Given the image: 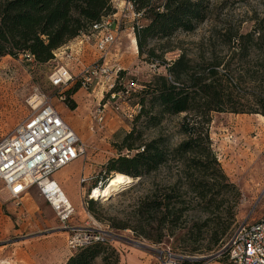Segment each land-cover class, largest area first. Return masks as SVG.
I'll return each mask as SVG.
<instances>
[{"label":"trees","instance_id":"obj_1","mask_svg":"<svg viewBox=\"0 0 264 264\" xmlns=\"http://www.w3.org/2000/svg\"><path fill=\"white\" fill-rule=\"evenodd\" d=\"M131 1L141 13L133 29L138 56L166 72L154 75L135 92L139 110L132 129L117 145L118 156L106 165L108 173L138 179L134 186L143 192L127 218L108 220L111 227L130 229L137 238L154 244L173 239L186 255H179L178 264H203L204 260L188 256L203 252L201 241L206 237L211 246H218L235 221L236 201L226 204L219 196L233 191L239 197L213 150L212 114L264 116V15L246 30L222 23L206 42L197 44L199 53L191 55L172 42L209 20L210 0ZM115 12L112 0H0V58L28 52L35 62H49L56 50L80 35L95 33L94 25ZM218 45L228 53L222 55ZM175 51H179L175 59H165ZM79 86L65 91L72 110L76 103L71 96ZM180 114H184L180 122L184 138L172 145L159 129L166 117ZM152 130L159 133L146 137ZM161 171L167 181L150 185L149 180ZM95 204L89 200L88 211L100 217ZM191 209L208 215L190 216ZM220 210H226L225 218L216 213ZM75 251L64 264H94L98 259L106 263L109 254H116L111 245L101 242Z\"/></svg>","mask_w":264,"mask_h":264},{"label":"rangeland","instance_id":"obj_2","mask_svg":"<svg viewBox=\"0 0 264 264\" xmlns=\"http://www.w3.org/2000/svg\"><path fill=\"white\" fill-rule=\"evenodd\" d=\"M210 2L212 14L209 20L194 33L178 35L172 42L174 46L178 45L187 49L191 55H196L199 53L197 44L206 42L215 27H221L222 23H226L246 30L252 26L257 17L264 15V0H210ZM122 19L128 20V18ZM131 32L119 39L121 45L118 55L112 56L111 62L107 59L110 67L120 64L124 69L123 77L116 78L117 83L113 90L124 94L123 100L119 102L121 104L119 110L108 101L110 93L108 84H99V88L95 91H92L95 84L89 89L81 86V75L77 76L81 71L74 70L76 67L74 60L68 59L66 66L73 70L77 77H74L73 82L64 89L53 87L49 77L59 66V61H54L58 53L54 59L46 63L31 61L21 53L17 56L6 55L0 58V139L10 135L30 115L27 99L31 94L40 93L43 98H47L56 106L63 120L74 128L82 140V155L68 165L78 168L76 179L62 181L60 186L68 197L72 196L75 203L79 204L77 206L73 204L75 208L71 218L73 225L90 226L100 232L106 231L110 239L108 244L118 254L119 261H116L114 253L109 254L106 263L98 259L94 264H159L157 257L161 250L167 248L177 255L186 256L182 254L173 239L154 244L146 239L137 238L130 229L118 230L110 226L108 218H127L135 201L142 194L143 190L134 186L137 179L108 199L101 197L93 200L100 217L90 213L86 204L85 197L88 196L90 188L99 182L107 183V180L114 175L107 172L106 165L110 159L118 156L120 151L117 145L132 129L134 116L138 113V97L134 96L135 92L141 90L144 83L150 81L154 75L166 72L164 67H158L139 58L137 45L131 43L133 37L128 35ZM86 36H83L84 42L92 40V37L89 39ZM94 41L98 44L99 37ZM90 44L87 49L92 53V57L84 67L102 63L106 57L102 56V60L101 53L102 55L104 53L99 46L96 50L93 41ZM217 51L222 55L228 53L227 48L219 45ZM68 52L73 58L72 51ZM178 54L179 51L167 53L165 59L173 60ZM131 82L136 83L134 87L131 86ZM78 84L80 86L71 96L76 103V108L72 110L69 108L65 91ZM126 89L129 91L127 94ZM99 107L104 115V120L100 124L94 120ZM129 110L131 117L126 115ZM183 116L184 114L166 117L162 129H159L168 137L172 145L178 144L184 138L180 130ZM157 133L158 130L147 131L146 137L155 136ZM210 136L222 171L239 192L237 199L233 191H226L219 196V199H224L226 204L230 202L233 204L236 201L235 221L218 246H211L209 238L206 237L201 241L203 252L187 256L204 260L203 264H231L223 248L233 229L242 221L258 220L264 215V116L214 112L210 124ZM123 153L127 152L124 150ZM83 172L91 179L84 184L87 194L83 198L82 207L80 199L83 189L79 186V179ZM64 173V176L72 178L69 169ZM168 179L172 180L169 177ZM165 181H167L166 173L161 171L149 180V184L160 186V183ZM186 199L191 200V195H187ZM216 213L222 218L227 216L226 210ZM188 215L205 217L208 214L191 209ZM209 248L211 250H207ZM75 252L68 246L67 234L58 213L37 187L33 188L23 200L15 202L0 185V264H64Z\"/></svg>","mask_w":264,"mask_h":264},{"label":"built area","instance_id":"obj_3","mask_svg":"<svg viewBox=\"0 0 264 264\" xmlns=\"http://www.w3.org/2000/svg\"><path fill=\"white\" fill-rule=\"evenodd\" d=\"M111 16L115 14L94 25L95 33L85 35L90 39L96 33L99 34L98 46L104 53L103 56L107 55V49L118 40V34L111 31ZM120 17L128 19L132 17L135 24H138L141 13L135 10L131 0H125ZM54 55L56 57L55 53ZM71 55L69 52L65 53L68 59L72 58ZM23 56L33 61L30 53L26 52ZM123 70L120 64L110 67V64L104 61L87 65L81 72V86L89 89L94 84L96 86L108 84L110 91L108 101L119 110L121 105L119 102L123 100L124 94L113 90L117 83L116 78ZM73 78L70 69L61 64L50 74L49 81L53 87L64 89L73 82ZM131 84L134 87L136 83ZM128 92L126 89L125 93ZM27 105L31 111L30 115L10 135L0 139V182L14 199H19L30 187H37L58 213L63 228L69 231L70 249H80L96 242L108 243L110 239L106 231L100 232L90 226L72 225L70 220L75 213L74 206L53 202L52 191L49 189L50 186L58 188L60 185L54 179V174L82 155L81 139L74 128L63 120L56 107L40 93L31 94L27 99ZM130 112L129 110L126 114L128 117L132 116ZM94 118L98 124L103 122L104 115L100 107ZM90 179L81 178V184L88 183ZM102 186L103 183L99 182L90 188L86 204L88 200H96L95 197H91L92 192ZM223 250L231 264H264V215L258 220L247 219L240 222L233 229ZM157 259L159 264H178L180 256L167 248L160 251Z\"/></svg>","mask_w":264,"mask_h":264},{"label":"crops","instance_id":"obj_4","mask_svg":"<svg viewBox=\"0 0 264 264\" xmlns=\"http://www.w3.org/2000/svg\"><path fill=\"white\" fill-rule=\"evenodd\" d=\"M113 1V3H114V5H115V8H116V12L114 13L115 14V16H111L110 17V20H111V22H112V26H111V31L113 32V33H118L119 34V36H118V40H117V43L115 44V45H112L111 47H109L108 49H107V55H106V57H105V59H104V62L105 63H107V59L108 60H110V62H111V60H112V56L114 57V56H117L118 55V50L120 49L119 47H120V45H121V41L119 40V39H121V38H123V36L124 35H126L127 33H129L130 31H132L131 32V34H128L130 37H133L132 39H131V43H136V38H135V33H134V19L131 17L130 19H128V20H124V19H122V22H120V19L122 18V17H120V15L122 14V9H123V6H124V3H125V0H112ZM117 1V2H116ZM124 20V21H123ZM117 30V31H116ZM97 35H99V34H95V35H93V37H92V40L91 41H93V45L95 46V49L97 50V46H98V44H97V41H94V40H96L97 39ZM83 36L84 35H80V36H78L77 38H75V39H73V40H71V41H69L68 43H66L64 46H62V47H60L58 50H56V52H55V54H57L58 53V56L54 59V61H59V65L60 64H62V65H67L68 63H67V61H69L68 60V58L65 56V53L66 52H68V51H72V53H73V58H71L70 60H74V62L76 63V67H74V70L76 71V69H78L79 71H81L82 72V70H83V68H84V66H85V63L88 61V59H91V57H92V53L91 52H89L88 51V49H87V47L89 46V45H91L90 43H91V41H89V42H84V39H83ZM92 47V46H91ZM98 53H99V51H97ZM103 55H102V53H101V59L103 58L102 57ZM59 58V59H58ZM103 60V59H102ZM63 61H65V62H63ZM70 71H71V73H72V75L74 76V77H77V76H79V75H81V72L77 75V76H75V74H74V72H73V70H71L70 69ZM97 88H99L98 86H95L94 87V89H92V91H95ZM56 107V106H55ZM62 117V116H61ZM66 117V116H65ZM94 120H95V118H94ZM96 121V120H95ZM72 127V126H71ZM73 128V127H72ZM81 142H82V140H81ZM75 162V161H74ZM74 162H72V163H74ZM71 163V164H72ZM70 165V164H69ZM65 167H67V168H62V169H60L59 171H57L55 174H54V179L61 185V183L60 182H62V181H66V180H75L76 179V176H77V174H78V168H76V167H69L68 165L67 166H65ZM69 167V168H68ZM66 169H69V171H70V173H72L71 175H72V178H70V176H64V172L66 171ZM81 177H80V179H79V186H80V188L81 189H83V195H82V197H81V199H80V204H81V206L83 207V205H84V201H83V198L85 197V195L87 194L86 193V188L84 187V184H81V178H83V177H88V175L86 174V173H81V175H80ZM0 185L3 187V189H5L4 188V186H3V183H1L0 182ZM33 188H36V187H30L29 189H27L25 192H23L22 194H21V196H20V198L19 199H14L9 193H8V191L5 189V191H6V193L9 195V197L12 199V200H14L15 202H19V201H21V200H23L26 196H28L29 194H30V192H31V190L33 189ZM85 191V192H84ZM87 191H88V189H87ZM68 193V192H67ZM70 193V192H69ZM69 195V194H68ZM72 196H70L69 195V197H68V199H69V201L72 203V205L74 204L75 206H77V205H79V204H77V203H75V200L74 199H72L71 198ZM86 198V197H85ZM73 205V206H74ZM70 223L73 225V223H72V219L70 220ZM65 233L67 234V242H68V237H69V231L68 230H66L65 229ZM11 252H9V254H10ZM140 264V263H139ZM143 264V263H142Z\"/></svg>","mask_w":264,"mask_h":264},{"label":"bare ground","instance_id":"obj_5","mask_svg":"<svg viewBox=\"0 0 264 264\" xmlns=\"http://www.w3.org/2000/svg\"><path fill=\"white\" fill-rule=\"evenodd\" d=\"M1 116H2V112H1ZM133 182H134V178L125 175L123 173L115 172L114 175L108 180L106 185H103L102 187H97L93 190L91 197L92 198L95 197L96 199L101 197L108 199L118 190H120L123 187H126L127 185L132 184ZM49 189L52 191L53 202H55L56 204L66 203L73 207L72 203L68 199L67 194L64 192V190L61 188L60 185H58V188H55L54 186H50Z\"/></svg>","mask_w":264,"mask_h":264},{"label":"water","instance_id":"obj_6","mask_svg":"<svg viewBox=\"0 0 264 264\" xmlns=\"http://www.w3.org/2000/svg\"><path fill=\"white\" fill-rule=\"evenodd\" d=\"M138 180V179H137Z\"/></svg>","mask_w":264,"mask_h":264}]
</instances>
